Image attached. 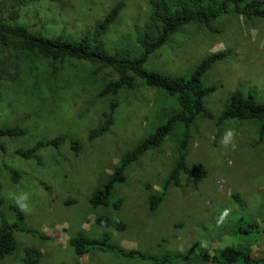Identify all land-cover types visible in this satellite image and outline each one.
<instances>
[{
    "label": "rangeland",
    "instance_id": "obj_1",
    "mask_svg": "<svg viewBox=\"0 0 264 264\" xmlns=\"http://www.w3.org/2000/svg\"><path fill=\"white\" fill-rule=\"evenodd\" d=\"M25 1L20 5L19 0H0L3 20L27 26L33 34L72 40L91 36L95 26L123 2L103 42L110 51L132 58L140 53L137 39L151 14L150 0ZM12 2L18 6H6ZM215 27L216 33L197 24L185 27L150 57L146 69L189 76L203 58L228 51L229 56L203 79L205 86L217 87L205 99L217 119L237 89L253 92L264 102V19L232 13L215 22ZM57 66L54 73L49 60L28 54L15 39L0 38V129L21 126L27 130L26 136L1 140L5 150L0 151V222L1 217L14 221L10 210L14 206L24 214L26 227L52 239L43 242L16 232L18 253L0 264H20L28 247L41 253L39 264H148L102 252L78 257L70 245L78 233L94 239L109 233L115 244L152 255L199 251L218 255L232 247L253 258L264 257V143L259 140L257 124L228 121L217 127L216 120H196L190 130L187 163L202 164L207 177L195 185L182 175L181 186L171 185L160 207L152 212L149 197L160 193L178 159L176 147L182 132L177 128L159 149L147 152L128 168L126 182L116 186L112 197L113 202L123 201L120 210L93 209L89 205L93 191L107 180L123 155L177 111L178 105L175 98L137 78L132 89L120 90L109 133L88 141L112 101L110 96H101L102 90L117 75L85 61ZM229 131L233 135L225 146L221 141ZM57 136L79 141L81 151L75 153L69 145L44 149L38 152L41 162L17 154L39 140ZM9 169L22 174L17 183ZM101 215L121 220L126 230L99 227L96 219ZM238 215L256 222L258 234L236 235ZM176 264L221 263L194 258Z\"/></svg>",
    "mask_w": 264,
    "mask_h": 264
},
{
    "label": "trees",
    "instance_id": "obj_2",
    "mask_svg": "<svg viewBox=\"0 0 264 264\" xmlns=\"http://www.w3.org/2000/svg\"><path fill=\"white\" fill-rule=\"evenodd\" d=\"M24 1L19 0V4L21 5ZM16 5L12 2L6 6L14 8ZM150 6L151 14L148 23L137 39L140 53L133 58L128 54L110 51L103 42L106 32L122 11L123 2L117 4L95 26L91 36H83L78 40L64 37L48 38L33 34L27 26H13L6 23L0 15V38L15 39L20 42L22 49L28 54L49 60L54 73L59 70L58 63L85 61L97 66L99 71L111 69L117 75V78L110 80L102 90L101 96H110L112 101L109 104V111L104 116V121L89 133L88 141H94L109 133L114 124V113L118 107L117 96L120 90L132 89L137 78L147 87L163 91L168 97L175 98L177 102L178 110L166 116L151 134L126 152L107 180L93 191L89 199V205L93 209L112 207L120 210L123 201L113 202L112 197L116 186L126 182L128 168L136 164L147 152L159 149L177 128L182 132V139L176 147L178 159L169 172L160 193L149 197L150 210L153 212L160 207L171 185L181 186L182 175L191 178L195 185L205 180L207 170L202 164L188 166L187 163L191 139L190 130L199 118L216 120L217 127L223 126L228 121L254 122L258 125L259 140L264 143V102H260L253 92L245 94L241 89L235 90L217 119L206 107L205 99L214 93L217 87L205 86L204 76L214 65L229 56L228 51L217 52L203 58L189 76H172L146 69L150 57L163 48L174 35L181 33L185 27L197 24L211 33H216L215 22L232 13L247 19H264V0H150ZM3 8L0 7V10ZM26 134L27 130L21 126L0 129V151L5 150L2 138H19ZM64 145H69L75 153H79L82 149L79 141L66 136H57L49 140H39L29 150L17 151V154L23 159H34L41 162L38 156L39 151L48 148L59 149ZM9 170L13 182L17 183L22 174L14 169ZM234 198L239 200L238 195H234ZM10 210L15 214L14 221L9 222L1 217L0 222V260L17 255L19 247L15 238L16 232L29 234L43 242L52 241L45 234L26 227L25 216L18 208L11 206ZM96 224L103 229H114L118 232L126 230V224L111 215L99 216ZM258 232L259 225L256 222L244 215L237 216L236 235L248 237ZM70 245L78 257L92 252H102L148 264L187 263L194 258L203 261L214 260L221 264H264V257L253 258L248 252L232 247H226L218 255H211L206 251H199L194 255L180 253L152 255L115 244L109 233H104L101 238L97 239L78 233L70 240ZM40 259L41 253L34 247H28L24 250V257L19 259V263L39 264Z\"/></svg>",
    "mask_w": 264,
    "mask_h": 264
},
{
    "label": "clouds",
    "instance_id": "obj_3",
    "mask_svg": "<svg viewBox=\"0 0 264 264\" xmlns=\"http://www.w3.org/2000/svg\"><path fill=\"white\" fill-rule=\"evenodd\" d=\"M232 135L233 134H232L231 131H229L228 133H226L225 136H224V138H223V140L221 141V143L223 145L227 146L229 144V142H230V139H231ZM233 147H235V145H233Z\"/></svg>",
    "mask_w": 264,
    "mask_h": 264
}]
</instances>
